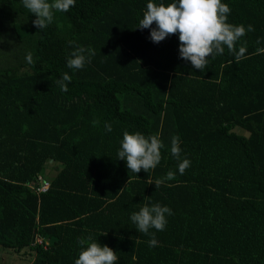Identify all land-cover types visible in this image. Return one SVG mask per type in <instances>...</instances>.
<instances>
[{
    "label": "trees",
    "instance_id": "16d2710c",
    "mask_svg": "<svg viewBox=\"0 0 264 264\" xmlns=\"http://www.w3.org/2000/svg\"><path fill=\"white\" fill-rule=\"evenodd\" d=\"M222 2L227 22L255 30L237 42L246 58L225 48L201 71L178 34L155 43L136 28L148 0H75L40 30L22 0H0V249L75 264L91 237L116 264H264V0ZM76 46L95 50L79 70L67 67ZM125 131L163 142L154 170L118 159ZM173 136L191 161L183 175ZM157 203L172 214L149 247L130 217Z\"/></svg>",
    "mask_w": 264,
    "mask_h": 264
},
{
    "label": "clouds",
    "instance_id": "9594fccd",
    "mask_svg": "<svg viewBox=\"0 0 264 264\" xmlns=\"http://www.w3.org/2000/svg\"><path fill=\"white\" fill-rule=\"evenodd\" d=\"M22 4L35 15L33 24L40 30L53 22L54 11H69L75 6V0H22ZM230 11L229 5L222 0H172L168 4L162 2L158 4L148 0L143 18L139 20L136 28L141 30L151 28L150 39L155 43L161 42L170 35L178 34L180 57L190 61L195 69L203 71L209 64V58L222 55L225 48L234 55L236 62L246 58V47L240 46L237 49V42L246 35V32L255 29L251 24L245 28L244 25H233L227 22ZM153 24L155 27H152ZM73 43L69 41L70 45ZM94 55V49L76 46L67 60V67L73 70L83 69ZM26 61L28 64L34 63L30 52L26 55ZM71 79L72 77L65 72L56 83L62 91L66 92ZM92 123L96 126L99 121L93 120ZM104 127L105 131H112L110 123L105 122ZM162 148L164 144L156 135L146 137L140 132L125 131L118 151V159L126 160L128 170L135 174L142 169L149 173L160 163ZM170 151L178 161L179 173L183 175L191 166V161L181 158L182 149L178 136L172 137ZM174 178L175 172L170 170L164 178L157 179L154 184L158 188L166 180L170 181ZM171 214L172 210L169 207L157 203L151 207L148 205L141 207L139 211L131 214L130 219L139 233L151 236L148 241L149 247H155L158 241L155 233H150V229L163 231L167 224L166 215ZM90 241L91 237L78 239L82 250L75 264H116L119 258L115 250L107 245ZM85 245L87 246L84 247Z\"/></svg>",
    "mask_w": 264,
    "mask_h": 264
},
{
    "label": "rangeland",
    "instance_id": "374dc122",
    "mask_svg": "<svg viewBox=\"0 0 264 264\" xmlns=\"http://www.w3.org/2000/svg\"><path fill=\"white\" fill-rule=\"evenodd\" d=\"M47 175L55 173L53 168L46 170ZM32 254L29 250L16 252L14 250L0 249V264H29Z\"/></svg>",
    "mask_w": 264,
    "mask_h": 264
},
{
    "label": "built area",
    "instance_id": "2783aa9c",
    "mask_svg": "<svg viewBox=\"0 0 264 264\" xmlns=\"http://www.w3.org/2000/svg\"><path fill=\"white\" fill-rule=\"evenodd\" d=\"M48 187V183L44 182L39 188L38 190H45ZM37 242H41V238L40 237H36Z\"/></svg>",
    "mask_w": 264,
    "mask_h": 264
}]
</instances>
